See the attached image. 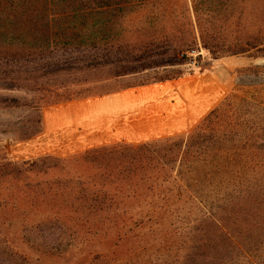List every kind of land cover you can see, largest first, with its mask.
I'll return each mask as SVG.
<instances>
[{
	"label": "trees",
	"instance_id": "1",
	"mask_svg": "<svg viewBox=\"0 0 264 264\" xmlns=\"http://www.w3.org/2000/svg\"><path fill=\"white\" fill-rule=\"evenodd\" d=\"M133 14L142 26L126 30ZM198 44L213 59L264 58V0H0V60H39L34 78L65 77L49 85L48 104L180 78L183 69L156 70L187 62ZM144 71L152 73L145 83L117 84ZM262 110L264 79L250 98L229 94L186 132L65 157L11 160L0 150L4 207L44 209L46 224L131 243L124 257L95 255L89 264H143L139 256L155 247L175 250L178 264H264ZM0 264L29 263L6 249Z\"/></svg>",
	"mask_w": 264,
	"mask_h": 264
},
{
	"label": "rangeland",
	"instance_id": "2",
	"mask_svg": "<svg viewBox=\"0 0 264 264\" xmlns=\"http://www.w3.org/2000/svg\"><path fill=\"white\" fill-rule=\"evenodd\" d=\"M123 26L126 30L134 31L142 25L133 14L131 17L126 16ZM192 49L199 50V55L192 58L186 55L187 62L183 61L171 69L156 70L166 74L169 70L180 68L184 74L176 79L179 83L163 88L165 96L157 100L155 105L143 110L135 109L137 115H129L127 112L140 106L147 98L153 99L155 90L147 89L137 97L125 95L108 102L95 101L79 108L74 106L79 99L48 104L45 102L52 98L49 85H58L63 82L64 76L34 78L42 66L39 60H19L7 64L0 60L1 152L11 160H26L47 154H37V151L40 147H49L50 154L65 157L103 144H136L143 142L144 138L151 140L168 136L153 135L175 129L186 132L229 94L250 98L264 79V70L259 67L264 64V58L252 59L242 54L213 59L200 44ZM193 59L194 63H191ZM7 74H20V86H11L12 80ZM149 76H152L150 71L135 73L121 77L117 84H141L147 82ZM102 83L72 85L71 88H96ZM103 84L112 85L113 81ZM95 91L92 89L94 95L84 98L102 95ZM46 108L56 109L55 113L47 115L48 136L44 141H32L43 131L42 110ZM74 110H77L74 114H68ZM120 116L133 120L125 119L121 123L118 122ZM259 117L264 118L263 110L259 111ZM36 129H40V132L27 137ZM147 136L150 138L147 139ZM5 194V190H0V251L7 249L16 253L29 264H89L95 255L109 256L117 253L124 257L125 249L131 245L118 241L119 235L115 233H102L79 226L46 224V210H18L11 205L4 207L7 202ZM164 227L168 228L167 225ZM177 238V234H173L171 242L177 241ZM148 253L149 258L147 254L139 256L141 260H147L143 264H178V253L175 250L166 252L155 247Z\"/></svg>",
	"mask_w": 264,
	"mask_h": 264
},
{
	"label": "crops",
	"instance_id": "3",
	"mask_svg": "<svg viewBox=\"0 0 264 264\" xmlns=\"http://www.w3.org/2000/svg\"><path fill=\"white\" fill-rule=\"evenodd\" d=\"M179 82L180 81H178L176 79H173V80H166V81H162V82H156V83L146 84V85H141V86H136V87H129V88H126V89H123V90H120V91H116V92L109 93V94H104V95L97 96V97H88V98H84V99H79L78 101H75L76 104L74 106L76 108H79L81 106H88V105L92 104V102H95V101L108 102V101L113 100L114 98H117V97H120V96H125V95H130L132 97H137L138 95L143 94L145 92V90H147V89L155 90L156 93H155L153 99L149 100L147 98L146 101H144L142 104H140V106L135 107L131 111L127 112V114H129V115H133V114L137 115V113H136L137 111L135 109L139 108V109L143 110L146 107H149V108L152 107V104L155 105V102L157 100L164 98L165 93L162 92L163 88H165L167 86H172L173 83L177 84ZM76 111L75 110L74 111H70V112H68V114H74ZM55 112H56V109L54 110V108H46V109L42 110L43 131H42V133H40V135H37L34 138L35 140H32V141L37 142V141H44L46 139V137L48 136V133H49V130L47 128V115L55 113ZM203 114H201V116ZM200 117H198L197 120ZM125 119L133 120V118H129V117L128 118H123V116H120L118 122L122 123ZM78 127H80V126H78ZM181 131H182V129H175V130L170 131V132H164V133H160V134L158 133V134L153 135V136L157 137V136H161V135H169V134H172V133H179ZM153 136H151V137H153ZM148 138H150V136H147V139ZM144 140H146V138H144ZM50 151H51V148H49V147H40L39 150L37 151L38 153L37 152L36 153L37 154H41V153H49L50 154Z\"/></svg>",
	"mask_w": 264,
	"mask_h": 264
},
{
	"label": "built area",
	"instance_id": "4",
	"mask_svg": "<svg viewBox=\"0 0 264 264\" xmlns=\"http://www.w3.org/2000/svg\"><path fill=\"white\" fill-rule=\"evenodd\" d=\"M199 53H200V51H199V50L192 49V50H190V51L186 52V54H185V55H187V56H189L190 58H192V57H196V56H198V55H199ZM191 63H194V59H193V61H192Z\"/></svg>",
	"mask_w": 264,
	"mask_h": 264
}]
</instances>
